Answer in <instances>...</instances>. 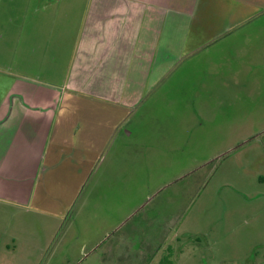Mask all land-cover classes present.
<instances>
[{
  "label": "rangeland",
  "instance_id": "obj_1",
  "mask_svg": "<svg viewBox=\"0 0 264 264\" xmlns=\"http://www.w3.org/2000/svg\"><path fill=\"white\" fill-rule=\"evenodd\" d=\"M213 16L202 46L159 48L172 68L154 81L143 68L87 173L33 187L0 161V264H158L170 249L173 264H264V12ZM13 72L28 73L0 65V91L17 90Z\"/></svg>",
  "mask_w": 264,
  "mask_h": 264
},
{
  "label": "crops",
  "instance_id": "obj_2",
  "mask_svg": "<svg viewBox=\"0 0 264 264\" xmlns=\"http://www.w3.org/2000/svg\"><path fill=\"white\" fill-rule=\"evenodd\" d=\"M222 11L264 12V0H0V43L8 35L0 65L28 72L12 73L17 90L0 91V161L33 187L61 168L66 181L87 173L88 156L96 161L121 134L124 106L142 97L145 76L154 81L172 68L155 61L159 48L201 44Z\"/></svg>",
  "mask_w": 264,
  "mask_h": 264
},
{
  "label": "trees",
  "instance_id": "obj_3",
  "mask_svg": "<svg viewBox=\"0 0 264 264\" xmlns=\"http://www.w3.org/2000/svg\"><path fill=\"white\" fill-rule=\"evenodd\" d=\"M173 259H172V250L170 249L168 251V254L163 256L161 261L158 262V264H173Z\"/></svg>",
  "mask_w": 264,
  "mask_h": 264
}]
</instances>
